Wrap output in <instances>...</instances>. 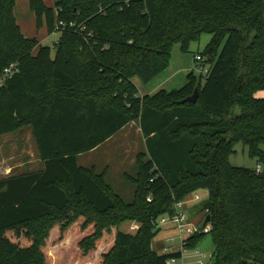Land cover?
I'll use <instances>...</instances> for the list:
<instances>
[{
	"label": "trees",
	"instance_id": "16d2710c",
	"mask_svg": "<svg viewBox=\"0 0 264 264\" xmlns=\"http://www.w3.org/2000/svg\"><path fill=\"white\" fill-rule=\"evenodd\" d=\"M28 1L37 28L60 36L52 54L22 31L17 0H0V135L30 125L44 161L0 179V264H168L181 253L153 249L158 218L201 188L207 264H264V170L230 161L239 142L264 161V0ZM204 32L208 72L139 94L136 78L155 79L176 43L190 51ZM135 120L147 148L125 202L78 157ZM128 220L141 223L136 234L120 229Z\"/></svg>",
	"mask_w": 264,
	"mask_h": 264
},
{
	"label": "rangeland",
	"instance_id": "374dc122",
	"mask_svg": "<svg viewBox=\"0 0 264 264\" xmlns=\"http://www.w3.org/2000/svg\"><path fill=\"white\" fill-rule=\"evenodd\" d=\"M47 4L53 5L54 0H46ZM15 15L17 17V21L20 24L22 31L29 37H36L39 41H41L44 45L52 46V54H54V43L59 38L60 34L58 32L48 34L45 27L41 28L40 30L36 26V18L34 13L31 11L29 7L28 0H17L16 8H15ZM211 40V34L204 32L198 41H193L190 44V51H183L179 43H176L172 49V56L169 63V66L161 72L155 79L149 82H143L139 78L135 79L136 85L143 95L145 94H152L153 87L163 79H167L168 81L165 82V85L161 89H166L168 91L173 89H179L187 84L188 82V75L190 72L193 71L194 75L199 77L201 75L199 69V61L196 60V55L198 52L202 51L205 46ZM204 66V65H203ZM206 67V66H205ZM160 90V89H159ZM154 92L158 90H153ZM153 92V93H154ZM137 127L139 126L138 120H135ZM17 132H13L12 134H18L17 137L13 136L12 139H8L7 145L12 142V146L18 151V147L22 142L25 145L26 151L31 156L35 150V143L34 138L32 137V128L30 125H22ZM120 136V135H119ZM141 136V135H140ZM136 141V140H135ZM137 151L140 152L146 151V143L142 141V137H137ZM4 144V147H7ZM264 150V145L262 146ZM21 154V151H19ZM87 153V152H86ZM86 160L93 159L95 163L99 161L102 163L99 157H94L92 155H85ZM231 164L234 166L239 167H249V168H257L259 165L264 170V161L259 162L257 158L251 157L248 152V148L242 143L239 142L235 145V153L232 154L230 158ZM82 164L85 161H81ZM137 172V165L132 167L129 171L132 176H135ZM195 193H198L201 197V200H197L195 198ZM208 197V191L205 188L198 189L196 191L191 192L188 194L182 201L183 207L190 217V220L198 225L199 227L203 228L204 221L206 220L207 211L202 210L205 200ZM125 202H131L133 200V195L130 197H122ZM163 216V215H162ZM160 219V217L158 218ZM41 222H33L31 225L33 228H40ZM158 222V221H157ZM210 222V221H209ZM208 222V223H209ZM141 227V223L136 220H128L123 222L120 225V229L123 232L136 234ZM159 232L153 239V249L162 254L164 253V248L168 246V239L174 238L177 236V231L175 227L171 224L160 223L158 226ZM204 230V229H203ZM203 235L202 239L198 242L196 246V250H198L201 254L206 255L204 259L205 262L210 261V256L213 254L214 251V244L212 241V236L210 233L203 231L201 233ZM201 235V236H202ZM174 249L177 248V244L173 246ZM195 249L188 248L186 257L183 259H179L180 263L182 264H197V260L200 259L194 254Z\"/></svg>",
	"mask_w": 264,
	"mask_h": 264
},
{
	"label": "crops",
	"instance_id": "0c3cea01",
	"mask_svg": "<svg viewBox=\"0 0 264 264\" xmlns=\"http://www.w3.org/2000/svg\"><path fill=\"white\" fill-rule=\"evenodd\" d=\"M166 81L168 80L163 79L158 82L153 87L152 94L155 93L153 90L159 91ZM139 94L143 96L141 92ZM258 95L264 97V91H260ZM15 132L18 133V131ZM12 133L0 135V179L43 170L44 161L39 157L35 140V150L33 155L30 156L28 152H23L26 149L22 142L18 147V151L11 145L12 142L7 145L8 139L18 135ZM137 137H142L143 143L145 142L140 125L137 127L136 121H132L97 148L80 154L78 163L87 169H94L99 175L103 174L105 183L121 198L130 197L134 194L135 185L129 179V177H133L129 171L137 165V155L140 152L137 151L140 148L137 147ZM4 144L7 147H4ZM19 151H21V154ZM142 152H145V150ZM86 154L101 158L102 163H99V161L95 163L93 159L86 160ZM81 161H85V163L82 164Z\"/></svg>",
	"mask_w": 264,
	"mask_h": 264
},
{
	"label": "built area",
	"instance_id": "2783aa9c",
	"mask_svg": "<svg viewBox=\"0 0 264 264\" xmlns=\"http://www.w3.org/2000/svg\"><path fill=\"white\" fill-rule=\"evenodd\" d=\"M73 24H71L72 26ZM84 29V27H82ZM196 60H198L199 63V69L202 72H208V69L205 68L202 65V57L200 55L196 56ZM16 68L15 64H12L9 68L5 70V77L10 76L13 74L14 70ZM257 172L262 171V167L259 165L256 168ZM195 198L197 200H201V197L198 193H195ZM166 223L171 224L175 227V230L177 231V236L174 238L168 239V246L164 248V253H173V252H180L181 253V259L186 257V253L188 252L187 249V240L195 235V234H201L203 231L208 232L210 230L209 223H205L203 228L199 227L198 225L194 224L191 220L188 214L186 213L184 207H183V201L177 202L175 204V210L173 214H165L158 219L157 226H159L160 223ZM204 229V230H203ZM177 244V248L174 249L173 246ZM194 254L199 257L200 259L197 260V264H207L208 262H205L206 255L201 254L198 250L195 249ZM180 258L172 257L168 260V264H182L180 263ZM212 259V255L210 256ZM210 259V260H211Z\"/></svg>",
	"mask_w": 264,
	"mask_h": 264
},
{
	"label": "water",
	"instance_id": "95a60500",
	"mask_svg": "<svg viewBox=\"0 0 264 264\" xmlns=\"http://www.w3.org/2000/svg\"><path fill=\"white\" fill-rule=\"evenodd\" d=\"M198 96H199V89L196 88L194 93L190 96H188L187 98L183 99L181 101V103H185V102H195L197 99H198ZM211 219V216L210 215H207L206 216V220H205V223H208Z\"/></svg>",
	"mask_w": 264,
	"mask_h": 264
}]
</instances>
